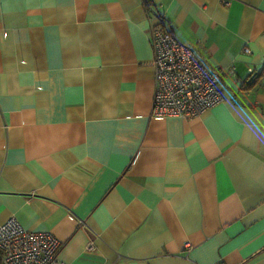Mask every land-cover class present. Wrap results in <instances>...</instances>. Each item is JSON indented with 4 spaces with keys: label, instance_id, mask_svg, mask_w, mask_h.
<instances>
[{
    "label": "crops",
    "instance_id": "0c3cea01",
    "mask_svg": "<svg viewBox=\"0 0 264 264\" xmlns=\"http://www.w3.org/2000/svg\"><path fill=\"white\" fill-rule=\"evenodd\" d=\"M150 1L0 0V225L65 264H264V0ZM157 14L224 102L153 114Z\"/></svg>",
    "mask_w": 264,
    "mask_h": 264
},
{
    "label": "built area",
    "instance_id": "2783aa9c",
    "mask_svg": "<svg viewBox=\"0 0 264 264\" xmlns=\"http://www.w3.org/2000/svg\"><path fill=\"white\" fill-rule=\"evenodd\" d=\"M156 18L151 30L155 67L153 114L189 119L224 102L223 71L207 66L196 49L181 43L163 14ZM230 72L234 73V68ZM60 248L52 234L29 231L15 217L0 225V264H65L58 256ZM87 249L91 250L92 245Z\"/></svg>",
    "mask_w": 264,
    "mask_h": 264
},
{
    "label": "trees",
    "instance_id": "16d2710c",
    "mask_svg": "<svg viewBox=\"0 0 264 264\" xmlns=\"http://www.w3.org/2000/svg\"><path fill=\"white\" fill-rule=\"evenodd\" d=\"M144 1H145L146 5H147V8L150 9L151 5H152L151 1L150 0H144ZM165 21L170 26V24H169V22H168V20L166 18H165ZM170 28H171V26H170ZM171 32L173 33L172 29H171Z\"/></svg>",
    "mask_w": 264,
    "mask_h": 264
},
{
    "label": "water",
    "instance_id": "95a60500",
    "mask_svg": "<svg viewBox=\"0 0 264 264\" xmlns=\"http://www.w3.org/2000/svg\"><path fill=\"white\" fill-rule=\"evenodd\" d=\"M256 77H259V74H255V75L253 76V79L256 78Z\"/></svg>",
    "mask_w": 264,
    "mask_h": 264
}]
</instances>
